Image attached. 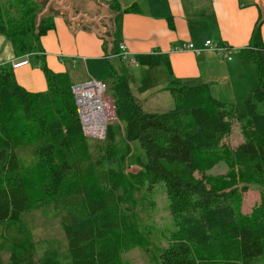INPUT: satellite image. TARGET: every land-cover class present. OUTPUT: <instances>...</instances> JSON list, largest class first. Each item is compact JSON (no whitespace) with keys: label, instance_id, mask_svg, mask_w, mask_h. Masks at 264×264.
Segmentation results:
<instances>
[{"label":"trees","instance_id":"16d2710c","mask_svg":"<svg viewBox=\"0 0 264 264\" xmlns=\"http://www.w3.org/2000/svg\"><path fill=\"white\" fill-rule=\"evenodd\" d=\"M120 9L117 1L111 4ZM37 0H0V33L15 54L37 59L47 88L21 87L10 64L0 66V224L50 208L65 239L64 258L49 248L38 255L26 225L13 228L7 261L0 264H120L136 228L125 212L126 177L117 159V140L142 151L134 183L162 185L171 228L159 253L161 264H264V192L252 216L241 212L245 188L209 187L208 172L225 159L224 151L249 184H264V45L261 16L249 43L257 86L244 100V111L215 99L207 84L170 80L173 107L146 112L134 99L125 73L112 70L110 92L118 122L103 140L92 141L81 129L71 83L44 60L40 37L54 25L37 16ZM133 8H129L131 10ZM236 121L243 142L229 150L222 139ZM31 152L32 163L23 153ZM42 180L37 179V175ZM37 186V195L26 187Z\"/></svg>","mask_w":264,"mask_h":264},{"label":"crops","instance_id":"0c3cea01","mask_svg":"<svg viewBox=\"0 0 264 264\" xmlns=\"http://www.w3.org/2000/svg\"><path fill=\"white\" fill-rule=\"evenodd\" d=\"M113 1L70 0L65 4L74 18L106 15L100 23L106 27L101 34L108 38L99 37L102 27L86 18L76 21L74 33L71 14L58 2L49 7L45 15L51 16L54 26L40 37V43L50 70L66 73L71 84L93 78L111 85L112 70L125 73L134 99L146 112L173 107L170 94L162 90L170 80L207 84L218 101L244 108L243 100L258 84L247 47L254 25L262 18L257 0H115L120 9L112 8ZM261 38L264 45V21ZM208 39L228 44L231 59L204 48ZM122 42L134 54V64L119 58ZM186 42L204 49L199 54L177 49ZM18 58L11 41L0 33V66ZM12 71L27 91L46 90V77L36 58ZM162 105L168 109H159Z\"/></svg>","mask_w":264,"mask_h":264},{"label":"rangeland","instance_id":"374dc122","mask_svg":"<svg viewBox=\"0 0 264 264\" xmlns=\"http://www.w3.org/2000/svg\"><path fill=\"white\" fill-rule=\"evenodd\" d=\"M37 1L42 4L41 12L45 4L42 3V0ZM105 86L107 93L111 94L110 83L106 82ZM166 107L162 105L159 109L167 110ZM240 111H244V108ZM116 122L118 120L113 113L108 125ZM92 141L95 140L92 139ZM242 142L241 129L238 123L233 121L230 133L222 139L221 143L225 144L229 150H236ZM116 147L117 159L122 163L123 173L126 177V192L119 210L128 214L131 224L136 228V231L132 233L131 247L122 255L120 264H161L159 253L167 245L166 237L164 238L163 234L171 228V217L166 209L167 198L164 188L159 184L149 187L147 184L138 185L134 183L131 174L139 170L138 161L143 158L142 151L136 143L117 140ZM227 152L228 150L224 151L225 159L218 162L208 172L206 183L209 187L221 190L229 188H242L243 190L245 188L241 198V212L244 215L253 217L260 205L264 184H249L246 182L249 181L248 178L241 176L239 167L236 166L229 155H226ZM23 156L26 158L27 163H32L30 150L23 153ZM36 177L38 180H42L40 174ZM26 187L30 194L37 195V186L34 182L26 180ZM23 224L27 226L30 235L36 242L38 255L52 248L58 252L61 259L64 258L65 239L61 229L56 223L52 210L41 208L24 214L22 221L18 224L9 221L0 224V255L5 261H7L8 252L11 249L9 235L14 233L13 228L20 227L24 229Z\"/></svg>","mask_w":264,"mask_h":264},{"label":"built area","instance_id":"2783aa9c","mask_svg":"<svg viewBox=\"0 0 264 264\" xmlns=\"http://www.w3.org/2000/svg\"><path fill=\"white\" fill-rule=\"evenodd\" d=\"M118 48V56L121 60L126 61L129 65L136 62L134 54L130 52L124 42L120 43ZM204 48L215 52L224 59H231V47L226 43L216 44L208 39L204 42ZM204 48H198L193 43L186 42L182 43L177 49L181 51L189 50L199 54ZM26 64H29L28 56L10 62L11 68ZM71 92L83 134L88 138L105 139L109 120L113 113L115 114L114 99L110 93H107L106 86L102 82L91 78L81 83L72 84Z\"/></svg>","mask_w":264,"mask_h":264},{"label":"water","instance_id":"95a60500","mask_svg":"<svg viewBox=\"0 0 264 264\" xmlns=\"http://www.w3.org/2000/svg\"><path fill=\"white\" fill-rule=\"evenodd\" d=\"M70 0H49L46 5L44 6V9L39 12L38 16H37V24L40 23V20L42 18V16H44L46 13H48L49 11V7L56 2H57L63 7V9L67 12H69L71 14V20L73 21V30H74V33L76 32V21H80L82 20L83 18H86L87 19V22L88 23H96L98 24L100 27H102V29H100L98 31V35L99 37L101 38H108L105 34H101V32H104L106 30V27L102 26L101 23H100V19L102 17H105L106 15H100L99 18H96V19H91L89 16H84V15H81L80 17L78 18H74L73 16V11L70 9V7L66 6L65 4L68 3ZM257 3H258V6L262 12V22L264 21V0H257ZM261 22V23H262Z\"/></svg>","mask_w":264,"mask_h":264}]
</instances>
